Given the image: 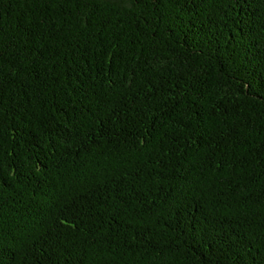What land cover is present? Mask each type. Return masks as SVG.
Returning <instances> with one entry per match:
<instances>
[{"label":"trees","instance_id":"obj_1","mask_svg":"<svg viewBox=\"0 0 264 264\" xmlns=\"http://www.w3.org/2000/svg\"><path fill=\"white\" fill-rule=\"evenodd\" d=\"M0 264H264V0H0Z\"/></svg>","mask_w":264,"mask_h":264}]
</instances>
